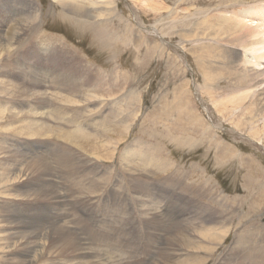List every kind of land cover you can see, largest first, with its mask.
<instances>
[{"label":"rangeland","instance_id":"374dc122","mask_svg":"<svg viewBox=\"0 0 264 264\" xmlns=\"http://www.w3.org/2000/svg\"><path fill=\"white\" fill-rule=\"evenodd\" d=\"M62 1H76L79 5ZM34 2L32 11L25 6L26 0H0V35L7 36L0 41V74L9 61L24 62L29 67L28 63L33 61L27 58L25 49L39 38L64 43L72 56L82 59L96 72L94 79L99 83L96 87L85 83L74 91H60L59 86L47 88L50 106L36 112H43L44 122L52 126V134L45 135H51L47 142L53 148L43 149L36 156L41 162L48 160L55 168L50 153L56 156L62 148L76 147L62 138L68 135L66 129L70 132L77 124L86 128V143L99 142V151H89L82 141L80 148L72 150L73 154L66 155V159L61 157L57 165L63 175L53 176V181L60 183L68 194L61 195V202L53 205L41 200L38 205L27 201L25 198L31 194L22 193L29 191L31 180L36 181V177L27 171L26 163L20 170L12 168L19 157L15 153L24 151L23 145L30 148L34 135H38L35 128L30 129L35 109L28 105L32 101L29 91L14 87L5 91L12 85H7L0 75V264H79L71 259L73 255L52 249L65 244L64 238L47 233L52 211L51 215L57 216L65 212L63 217L72 213L71 225L86 226L88 239L110 231L114 234L121 226L119 220H132L126 226L129 233L124 240L129 246L136 245L139 238L132 229L136 228L142 233V241L154 248L155 264H237L238 261L253 264L242 259L247 254H253L254 263L264 264V99L258 97L264 88L258 83L261 80L258 74L264 71V58L258 59L264 55V43L257 48L234 49V43L226 41V36L234 33L232 27L219 20L227 15L253 25L256 21L264 22V0ZM70 4L75 5L69 7ZM35 16L37 19L31 22ZM259 36L264 40V32ZM6 41L14 45L9 55L6 48L10 43ZM231 49L238 52V57ZM84 79L88 80L87 74ZM119 121L122 122L110 127ZM97 134L102 136L99 138ZM21 140L24 143L18 145ZM126 151L131 155L141 152L152 163L148 161L150 166L146 161L140 163L136 155L134 162L123 159L120 152ZM114 152L115 159H111ZM28 156L38 160L35 155ZM129 163L131 166H127ZM143 166L146 169L140 168ZM77 172L83 173L77 175ZM104 172L109 177L107 184L95 190L94 183ZM141 174L144 183L140 186L147 189L145 196H137L134 189ZM89 184L92 187L87 189L84 185ZM80 210H86L87 214ZM147 211L151 213L147 215ZM155 211L172 215L159 229L152 227L150 215ZM35 218L40 226L45 218L48 229L37 227L39 231L32 227ZM94 218L103 220L100 223ZM23 222L30 224L27 227ZM210 232L219 243L200 241L203 234L207 236ZM143 234L151 239L147 242L149 237L146 240ZM27 236L36 242L23 243ZM238 238L242 245L237 244ZM28 245L40 250L27 254L31 250ZM239 245L240 250L236 248ZM124 250L129 252L117 249L115 253L120 256ZM237 250L243 252L239 254ZM105 254L110 257L113 251ZM61 258L64 263L59 261Z\"/></svg>","mask_w":264,"mask_h":264},{"label":"bare ground","instance_id":"6f19581e","mask_svg":"<svg viewBox=\"0 0 264 264\" xmlns=\"http://www.w3.org/2000/svg\"><path fill=\"white\" fill-rule=\"evenodd\" d=\"M14 1V0H13ZM79 1V0H78ZM72 2H76V1H72ZM70 1H62L61 3H72ZM77 3V2H76ZM8 4V3H7ZM22 4V3H21ZM34 0H26V3H25V6L27 5L29 7V9H31L32 11L34 10L33 7H34ZM78 4V3H77ZM99 4V3H98ZM14 5V4H13ZM24 5V4H23ZM75 5V4H74ZM74 5L70 4V6H73ZM79 5V4H78ZM82 5V4H81ZM7 5H5V8H6ZM26 6V7H27ZM67 6V5H66ZM101 6V5H100ZM11 7V6H10ZM17 7V6H15ZM23 7V6H22ZM68 7V6H67ZM77 6H75L76 8ZM103 7V6H102ZM101 8V7H100ZM78 9V7H77ZM103 10V8H101ZM225 10V9H224ZM20 11V10H19ZM20 13V12H19ZM255 13V12H254ZM261 13V12H260ZM211 14V13H210ZM239 14V13H238ZM227 16V15H226ZM224 17V18H221L219 19L222 23L226 24V25H229L232 27L233 29V34L231 36H226V41H229V42H233L234 44V49H247V48H250V47H253L255 46V48H257L259 45L261 46L262 43H264V40L263 39H259L260 38V34L264 31V22L262 21H256V25H253L251 22V24H248V22H245L243 21V19H239V20H236L234 17ZM29 18H33V17H29ZM37 19V16H35L31 22H34L35 20ZM260 19V18H259ZM78 21V20H77ZM259 22V23H258ZM30 25V23L28 24ZM35 25V24H34ZM223 26V25H222ZM29 28V27H27ZM36 28V26H35ZM223 28V27H221ZM225 28H228L225 26ZM1 29V28H0ZM220 29V28H219ZM230 29V28H229ZM228 29V30H229ZM27 30V29H26ZM221 30V29H220ZM227 30V29H226ZM1 31V30H0ZM25 31V30H24ZM35 31V30H34ZM3 33V31H2ZM24 33V32H23ZM33 33V32H32ZM218 33V32H216ZM227 33V32H226ZM25 34V33H24ZM219 34V33H218ZM228 34V33H227ZM19 35L20 32H19ZM29 35V34H28ZM26 35V36H28ZM220 35V34H219ZM230 35V33H229ZM5 34L3 33V35L1 36L0 35V41H3V40H6L5 38ZM222 36V35H220ZM223 36V37H224ZM7 37V36H6ZM28 38V37H27ZM258 38V39H257ZM220 39V37H219ZM7 41H9L7 39ZM6 41V42H7ZM7 43H10V42H7ZM15 44V42H14ZM1 45V44H0ZM5 45V44H4ZM29 45V44H28ZM26 47L25 49V54L27 56L28 59H31L33 61L32 64L28 63L29 67L26 65L27 64H20L18 63L17 61H14L13 63H10L12 61H7L8 64H5L4 68H6V70L3 72V74H0L1 76H4V78L6 79V84L7 85H12L11 88L9 86V88L7 89H4L5 91H12L13 90V87L16 89V90H22V91H29L30 92V95L32 96V101L30 102L29 101V104L31 108L34 107L35 110L32 111V114L31 116L34 118V122L31 123L30 125V129L32 128H35L36 131L38 132V135H34V136H39L38 138L34 137V140L31 141V147L28 148L26 145H23L25 147L24 151H18V153H15L16 155L15 156H19L17 157L14 162H13V165L14 167L12 168V170H17L19 169V167L26 163L27 166L29 167V169L27 171H30L33 175V177L35 176L36 177V181H33L31 180V185L32 187L29 188L28 190L29 191H24L22 194L25 195H28V194H31L28 197H26L25 199L27 201H32L33 203H39L41 200L42 201H45L46 203L44 204H57L60 201L61 199V195H66L67 193H64V191L61 189L62 187H60L61 185H59L58 183H56L55 181H53V176L55 174H59L61 173L60 171V167H58L57 164H59V162L62 160V156H65L64 159H66V155H70L72 153V150H77L75 148L79 147L80 148V144L79 142H82V143H85L88 147H89V151L92 150V151H99L97 150L99 148V142L96 144V143H93L89 141V143H86L85 140L87 138V135H86V138H85V134L87 131H85V129H83L82 127H78V124L76 125V127L73 129V130H70L67 131V126H68V123H67V126L66 128V131L65 132H68V135L66 136V138H62L65 140V142L68 144V143H72V144H76V147L74 148H69V149H64L62 148L61 152L59 154H57L56 152V156L55 155H52L53 153H50L51 157L53 156V160L56 162V167L53 168L52 164L49 163L48 160H45L43 162H41L42 159H38L40 157H37V153L43 149H47V148H53V147H50L49 142H47L49 139H50V136H46L45 134L46 133H51L52 132V126L49 125L48 123H45L44 122V114L43 112L42 113H39V112H36L38 111L40 108L41 109H47L49 108L50 106V102L49 100H47V97L46 95L48 94V89L47 88H51V89H56L58 86L60 88H58L60 91H74V90H79L80 87L83 86V84L85 83H88V85L92 86V87H96L97 84L99 82H96L94 77H96V72H94V70L89 66L87 65L82 59L80 58H76L75 56H72V54L70 53V51L67 50V48L65 47V44L62 43V42H58V41H52L48 38H39L37 41L35 40L34 42H31L30 45ZM6 46V45H5ZM3 47V45H2ZM6 48V47H5ZM17 48V47H16ZM22 49V48H21ZM234 49H231V52L236 56L238 57V52H236ZM14 50V45L12 46V42L10 43V46L6 48V53L9 55V53L13 52ZM256 52V51H255ZM5 53V52H4ZM18 53V52H17ZM257 53V52H256ZM7 55V56H8ZM18 55V54H17ZM1 56V55H0ZM15 56V55H14ZM263 59L264 58V55H259L258 59ZM24 59V58H22ZM259 59V60H260ZM18 60V59H16ZM2 64V63H1ZM40 66V67H39ZM1 67V66H0ZM245 68V67H244ZM1 69V68H0ZM44 69V70H43ZM254 69V68H253ZM4 70V69H3ZM43 70V71H42ZM1 71V70H0ZM244 71V70H243ZM253 71V70H251ZM256 72V71H255ZM259 73V71L257 72ZM87 74L88 75V80H85L84 79V75ZM99 74V73H98ZM256 74V73H255ZM259 79L261 80H258V83L259 85L262 84L264 85V71L260 72V74H258ZM86 77V76H85ZM262 77V78H261ZM97 78V77H96ZM2 82V81H1ZM4 83V84H5ZM4 86V85H3ZM88 86V88L90 87ZM5 87V86H4ZM3 87V88H4ZM86 87V86H85ZM14 89V90H15ZM62 89V90H61ZM2 90V91H4ZM253 90V89H252ZM258 90V89H257ZM254 91V90H253ZM28 92V93H29ZM28 93H27V96H28ZM68 93V92H67ZM72 93V92H71ZM2 94V93H1ZM78 94V92L76 93ZM21 95V94H20ZM24 95V93H23ZM64 95V93H63ZM72 95V94H70ZM248 95V94H247ZM246 95V96H247ZM74 96V95H73ZM72 96V97H73ZM26 97V96H25ZM63 97V96H62ZM258 97L259 98H263L264 99V88L262 89L261 91V94L259 95L258 94ZM30 98V97H29ZM57 98V97H56ZM31 99V98H30ZM29 99V100H30ZM55 99V97H54ZM53 100V98H52ZM33 103V104H32ZM69 104V103H68ZM27 105V106H28ZM54 105V104H53ZM61 104H59L60 106ZM63 105V104H62ZM62 105L60 107H62ZM67 106V105H65ZM54 107V106H53ZM80 107V106H79ZM68 108V107H67ZM83 108V107H82ZM63 109V108H62ZM17 110V109H16ZM26 110V109H25ZM55 110V109H54ZM64 110H65V107H64ZM68 110V109H67ZM14 111V110H13ZM20 112H24L23 110L20 111ZM30 112V111H29ZM55 113L57 111H54ZM31 113V112H30ZM24 114V113H23ZM59 114V113H57ZM57 114H54V116H58ZM69 114V113H68ZM80 114V113H79ZM11 116V115H10ZM30 117V116H29ZM19 118V117H18ZM18 118H15V119H18ZM65 118V117H64ZM57 120H59L60 118H55ZM63 119V117H62ZM61 119V120H62ZM66 120V119H65ZM110 120V119H109ZM29 121H31L29 119ZM107 121V120H106ZM98 122V121H97ZM96 122V123H97ZM120 122L122 121H119L116 125H114V122L111 124L110 127H113V126H117ZM74 123V122H73ZM56 124V123H55ZM60 124V123H59ZM72 124V123H71ZM76 124V123H74ZM54 126V125H53ZM63 126V125H62ZM23 127V125H22ZM56 127V125L54 126ZM60 127V126H59ZM64 127V126H63ZM57 128V127H56ZM81 128V129H80ZM25 130V129H24ZM29 130V129H28ZM27 130V131H28ZM59 130V129H57ZM62 130V129H61ZM60 130V131H61ZM88 130V129H87ZM31 131V130H30ZM35 131V130H33ZM14 132V131H13ZM17 132V131H15ZM29 132V131H28ZM64 132V133H65ZM91 132V131H90ZM94 132V131H93ZM105 132H108V131H105ZM22 133V131H21ZM25 133V132H24ZM33 133V132H31ZM59 133V132H58ZM92 133V132H91ZM96 133H99V132H96ZM26 134V133H25ZM30 134V133H28ZM28 134H26L28 136ZM52 134V133H51ZM57 134V133H56ZM61 134V133H60ZM123 134V133H122ZM20 135V134H19ZM18 135V136H19ZM55 135V134H54ZM92 135V134H91ZM96 135V134H95ZM108 135V133H107ZM62 136V135H61ZM90 136V134H89ZM93 136V135H92ZM100 136H102L101 134H97V137L100 138ZM104 136V135H103ZM23 137V135H22ZM30 137V136H29ZM32 137V138H33ZM95 137V136H94ZM96 137V139H97ZM15 138V137H14ZM36 138V139H35ZM21 139V138H20ZM25 139V138H24ZM28 139V137H27ZM30 139V138H29ZM58 139V138H57ZM63 140V142H64ZM93 140V139H91ZM62 142V141H61ZM24 142L21 140V141H18V145L19 144H23ZM58 144V143H57ZM96 144V146H95ZM85 145V146H86ZM57 146V145H56ZM73 146V145H72ZM75 146V145H74ZM139 146V144H138ZM58 147V146H57ZM66 147V146H65ZM140 148V147H139ZM152 148V147H151ZM13 149V148H12ZM105 149H107L105 147ZM37 150V151H36ZM79 151V149H78ZM118 151V150H116ZM134 152V151H133ZM12 153V152H11ZM75 153V152H74ZM29 154H32V155H37L35 158H37L38 160H35L33 158H30L28 155ZM73 154V153H72ZM132 153H130L129 151H126L124 154H122L120 152V155L121 157H123V159H127V160H130L132 162H134L133 160V157L136 155V158L137 160L140 162V163H144L146 161V163L148 161H151L148 160V157H146L143 153H136L134 155H131ZM149 154V153H148ZM115 155L116 153L114 152L112 154V158L111 159H115ZM119 155V157H120ZM46 156V155H45ZM73 156V155H72ZM71 156V157H72ZM70 157V156H68ZM67 157V159H68ZM12 158V156H11ZM46 158V157H45ZM118 158V156H117ZM73 159V158H72ZM72 159H69V160H72ZM52 160V158H51ZM52 160V162H54ZM75 160V159H74ZM74 160L72 161L74 165ZM102 160V159H101ZM65 162V161H64ZM63 162V165L65 164ZM71 162V163H72ZM124 162V161H123ZM122 162V163H123ZM126 162V161H125ZM160 162V161H159ZM81 163V162H79ZM121 163V162H120ZM127 163V162H126ZM152 163V161H151ZM29 164V165H28ZM82 164V163H81ZM150 163L148 162V165ZM154 164V163H153ZM54 165V164H53ZM69 165V163L67 164ZM92 165V164H91ZM124 165V164H123ZM130 165L127 164V166ZM139 165V164H138ZM145 165V164H143ZM164 165V164H163ZM26 166V165H25ZM60 166V165H59ZM71 166V165H70ZM70 166L68 168H70ZM77 166V165H76ZM131 166V165H130ZM129 166V167H130ZM137 166V165H136ZM140 166V165H139ZM142 166V165H141ZM150 166V165H149ZM157 166V165H156ZM23 167V166H22ZM79 167V166H77ZM88 167V166H87ZM134 167V165H133ZM132 167V168H133ZM145 166L143 167H140V168H144ZM147 167V166H146ZM154 167V166H153ZM72 168V167H71ZM70 168V169H71ZM139 169V167H136L134 169ZM152 168V167H151ZM159 168V166H158ZM130 169V168H129ZM141 169V170H142ZM146 169V168H144ZM148 169V168H147ZM4 170V169H3ZM11 170V171H12ZM20 170V169H19ZM98 170V169H97ZM133 170V169H132ZM157 170V169H156ZM6 171V170H5ZM8 171V169H7ZM131 171V169H130ZM136 171V170H135ZM138 171V170H137ZM148 171V170H147ZM155 171V169L153 170ZM152 171V172H153ZM14 172V171H12ZM73 172V171H72ZM129 172V171H128ZM127 172V173H128ZM140 172V171H138ZM83 172H77V175L78 174H81ZM111 173V172H110ZM133 173V171H132ZM147 173V172H146ZM150 173V172H149ZM62 174V173H61ZM71 174V173H69ZM130 174V173H129ZM137 174V173H136ZM145 174V173H144ZM14 175V174H13ZM63 175V174H62ZM65 175V174H64ZM74 175V174H73ZM106 172H104L102 175H100V178H97L96 182L94 183V187H95V190H97V188H100V187H104L106 184H107V177L106 176ZM59 176V175H58ZM99 176V175H98ZM146 176V175H145ZM31 177V176H30ZM75 177V176H74ZM72 177V178H74ZM96 177V176H94ZM111 177V176H110ZM134 177V176H133ZM32 178V177H31ZM61 178V177H60ZM66 178V177H65ZM69 178V177H68ZM71 178V179H72ZM79 178V177H78ZM109 178V177H108ZM142 178H144V176L141 174V176H139L138 178V181H139V184H135L136 187L134 188L135 189V192L138 194L137 196H145L147 194V189L144 187V186H140V183H144L143 180H141ZM29 179V177H28ZM33 179V178H32ZM59 179V178H58ZM62 179V178H61ZM70 179V180H71ZM75 179V178H74ZM80 179V178H79ZM83 179V178H82ZM1 180V179H0ZM30 180V179H29ZM65 180V179H64ZM73 180V179H72ZM71 180V181H72ZM85 180V179H83ZM131 180V179H130ZM134 180V179H133ZM146 180V179H145ZM58 181V180H57ZM61 181L62 183V180H59ZM82 181V180H81ZM86 181V180H85ZM148 181V180H147ZM19 182V181H18ZM26 182V181H25ZM120 182V181H119ZM125 182V181H124ZM123 182V183H124ZM67 183V182H66ZM86 183V182H85ZM130 183V182H129ZM3 184V183H2ZM27 184V183H26ZM120 184V183H119ZM147 185V184H146ZM87 189L89 187H92V184H89V185H84ZM82 188V187H81ZM69 189V188H68ZM102 189V188H101ZM157 189V188H156ZM94 190V191H95ZM149 191V190H148ZM152 191V190H151ZM112 191L111 190H108V193H111ZM97 193V192H96ZM134 193V194H136ZM100 194V193H99ZM149 194V193H148ZM68 195V194H67ZM93 195V194H92ZM16 197V196H15ZM18 197V196H17ZM151 197V196H149ZM23 198V197H22ZM145 202V201H144ZM141 203V202H140ZM240 203V202H239ZM138 204V203H137ZM144 204V203H143ZM146 204V203H145ZM149 204V203H148ZM39 205V204H38ZM59 205V204H58ZM142 205V204H141ZM153 205V204H152ZM37 206V205H36ZM47 206V205H46ZM51 206V205H50ZM60 206V205H59ZM63 206V205H62ZM65 207V206H64ZM40 208V207H39ZM45 208V207H44ZM52 208V207H51ZM56 208V207H55ZM59 208V207H58ZM147 208V207H145ZM152 208V207H151ZM47 209V208H46ZM66 209V208H65ZM85 209V208H83ZM153 209V208H152ZM60 210V209H59ZM141 210V209H140ZM252 210V209H251ZM150 211V210H149ZM149 211H147V215H149L150 213H148ZM54 211H52L51 213H53ZM62 212V211H61ZM70 212V211H69ZM68 212V213H69ZM80 212L85 215L87 214V211L86 210H80ZM138 212V211H137ZM135 212V213H137ZM14 213V212H13ZM51 213H49V219L48 221L50 222V227H49V231L47 233H49L50 235H54L56 237L59 238H64V242L65 244L63 243L59 246H53L52 249L53 250H58L59 251H64V253L66 254H69L70 256H72L71 259L75 260L76 262H79V264H153L154 263V248H151L149 247L148 244H145L144 241H142L140 235H142V233H138L137 232V229L136 228H132L134 232L137 233V236L139 238V241L136 245H133V246H129V244H127V240H124L126 238V235L129 233H127V225L130 221V219H121L119 220V223H120V227H118L116 229V232H114V234H112V231L110 232H106L104 233L102 236H100L99 238H96L94 237V239H88V236H87V231H86V226L84 225H80V226H76V224L74 225H71V222H70V215L72 214H69L67 217H63L64 213L62 212L61 214H59L58 216L55 215H51ZM134 213V214H135ZM142 213V212H141ZM139 213V215L141 214ZM143 213H144V210H143ZM153 213V212H152ZM155 211V213L151 214L150 216L152 217L151 219V222H152V227L154 228H161V227H164V226H160L163 225L164 223H167L171 216L172 215H169V216H164L162 213H158ZM46 214V213H45ZM138 214V213H137ZM136 214V216H137ZM6 216V215H5ZM11 216V215H10ZM34 217L36 215H33ZM62 216V217H61ZM79 216V215H78ZM141 216V215H140ZM13 217V216H12ZM80 217V216H79ZM138 217V216H137ZM19 218V217H18ZM17 218V219H18ZM150 218V217H149ZM28 219V218H27ZM31 219V218H30ZM96 221H99L100 223L102 222V218H94ZM9 220V219H8ZM40 220H41V217H40ZM72 220V219H71ZM149 220V219H148ZM16 221V220H15ZM23 221V220H22ZM29 221V220H28ZM63 221H65L64 223L67 225H63ZM178 221V220H177ZM38 222L35 218V221H32L31 225L32 227H35L37 230H39L37 227H44V228H47L45 227V218L43 221H41V226L38 225ZM98 222V223H99ZM149 222V221H148ZM174 222V220H173ZM179 222V221H178ZM191 222V221H190ZM24 223V222H23ZM147 223V222H146ZM172 223V222H171ZM181 223V222H180ZM25 225H28L30 224V222H27V223H24ZM135 224V223H133ZM169 224V223H168ZM178 224V223H177ZM19 225V224H18ZM15 227V226H14ZM33 229V228H32ZM48 229V228H47ZM34 230V229H33ZM89 230V229H88ZM113 230V228L111 229ZM155 230V229H154ZM28 231V230H27ZM40 231V230H39ZM160 231V230H159ZM163 231V230H162ZM10 232V231H9ZM158 232V231H157ZM12 233V232H11ZM46 234V236H48ZM159 233V232H158ZM162 233V232H161ZM165 233V232H164ZM40 235V234H39ZM91 235V234H89ZM95 235V234H94ZM170 235V234H169ZM196 235V234H195ZM240 235V234H239ZM254 235V234H252ZM12 236V235H11ZM44 236V235H43ZM144 238H148L147 242L151 239V236H149L148 234H143ZM180 236V235H179ZM32 237V236H31ZM169 237V236H168ZM197 237V236H196ZM250 237V236H249ZM25 238V237H24ZM35 238V237H34ZM53 238V237H52ZM128 238V236H127ZM131 238V237H129ZM164 238V237H163ZM167 238V237H166ZM165 238V239H166ZM244 238V237H243ZM41 239V238H40ZM54 239V238H53ZM58 239H57V243L58 242ZM135 239V238H134ZM205 239L207 240H213V241H217V238H216V235L212 232L207 233V236H205L203 234V238H200V241H206ZM49 240V239H47ZM51 240V238H50ZM87 240V241H86ZM181 240V239H180ZM171 241V240H170ZM34 242V240H33ZM30 239L29 236H27V238H25L24 242L25 244H29L30 243H33ZM35 242H36V239H35ZM34 242V243H35ZM37 242H39V239L37 240ZM52 242H55V240H52ZM94 242H96L97 244H95ZM129 242V240H128ZM198 242V240H197ZM12 243V242H11ZM22 243V244H23ZM33 243V244H34ZM62 243V242H61ZM158 243V242H157ZM162 243V242H161ZM165 243H166V240H165ZM217 243H219V240L217 241ZM24 244V245H25ZM37 244V243H36ZM35 244V245H36ZM54 244V243H53ZM60 244V243H59ZM133 244V243H132ZM154 244V243H153ZM169 244V243H168ZM237 244H241V241H240V238H238L237 240ZM28 245V246H29ZM108 247L107 249H103L104 246ZM166 245V244H165ZM242 245V244H241ZM33 246V245H32ZM29 246L31 248L30 251H28L29 253L27 254H34L36 253L35 251L36 250H40L37 246ZM101 246H103V248H101ZM158 246V245H156ZM171 246V245H170ZM189 246V245H188ZM192 246V245H191ZM40 247V246H39ZM44 247V246H43ZM163 247V246H162ZM168 247V246H166ZM164 248V247H163ZM235 248V247H234ZM238 248L239 250L241 249V246L239 245V247H236ZM235 248V249H236ZM25 249V248H24ZM117 249H127L129 250V252H127L126 250H124L125 253H120V256L117 255L115 252ZM168 249V248H167ZM166 249V250H167ZM57 250V251H58ZM113 251V255L110 256V257H107V254L106 251ZM157 253H158V249H156ZM170 250V248H169ZM237 250V252L239 254H241L243 251H239ZM73 252V254L71 253ZM123 252V251H122ZM146 252H147V255H146ZM161 252V251H160ZM159 252V253H160ZM165 252V251H164ZM22 253V252H21ZM64 253H60L59 254H62L63 256ZM108 253V252H107ZM119 253V251H118ZM128 253V255H127ZM143 253H145L144 255H142ZM167 253V252H166ZM233 253V252H232ZM237 253V254H238ZM23 254V253H22ZM112 254V253H111ZM231 254V253H230ZM62 255H60L62 257ZM127 255V256H126ZM152 255V256H151ZM157 255H160V254H157ZM167 255V254H166ZM233 255V254H232ZM248 255V254H247ZM247 255H244L242 257V259H244L245 261H247L248 263H253V264H257V263H254L251 256V254L248 255V257H246ZM68 256V255H67ZM126 256V257H125ZM150 256L152 257L151 259ZM156 256V255H155ZM234 256V255H233ZM69 257V256H68ZM228 257V256H226ZM236 257V256H235ZM65 258V257H64ZM157 258V257H156ZM23 259V258H22ZM21 259V260H22ZM69 259V258H68ZM231 259V258H230ZM10 260V259H9ZM23 260L26 261V259L24 258ZM226 260V259H225ZM233 260V259H232ZM59 261L63 262V259L61 258ZM158 261V260H157ZM156 261V263H157ZM57 262V261H56ZM73 262V261H72ZM222 262V261H221ZM229 262V261H228ZM58 263V262H57ZM67 263V262H66ZM241 263L240 261L237 262V264ZM60 264V263H59ZM71 264V263H70ZM75 264V263H73ZM78 264V263H77ZM155 264V263H154ZM223 264V263H222ZM227 264V262H226ZM232 264V263H231ZM234 264V263H233ZM243 264V263H242Z\"/></svg>","mask_w":264,"mask_h":264}]
</instances>
